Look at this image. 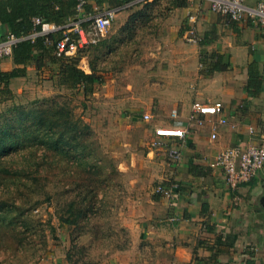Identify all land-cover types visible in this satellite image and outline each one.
Instances as JSON below:
<instances>
[{
  "label": "rangeland",
  "instance_id": "obj_1",
  "mask_svg": "<svg viewBox=\"0 0 264 264\" xmlns=\"http://www.w3.org/2000/svg\"><path fill=\"white\" fill-rule=\"evenodd\" d=\"M127 29L107 44L108 29L77 55L103 80L87 92L51 82L42 94L0 89V264L110 263L135 245L129 223L169 162L153 127L176 121V102L197 92L207 67L196 62L193 86L181 84L185 69L169 56L186 48L166 47L155 62V47Z\"/></svg>",
  "mask_w": 264,
  "mask_h": 264
},
{
  "label": "crops",
  "instance_id": "obj_2",
  "mask_svg": "<svg viewBox=\"0 0 264 264\" xmlns=\"http://www.w3.org/2000/svg\"><path fill=\"white\" fill-rule=\"evenodd\" d=\"M258 1L262 0H244L249 6ZM87 3L92 12L82 10L76 15L84 23L94 14L112 9L95 0ZM113 8L117 10L104 38L107 44L118 37V31L136 26L139 38L147 42L143 46L155 47V62H163L166 47L186 48L188 55H168L170 61L181 63L185 69L176 74L181 84L193 86L190 81L195 79L196 62L207 67L197 76L196 93L190 96L174 92L183 95L175 105L176 121L157 126L186 125L193 101H220L228 122L216 126L215 139L210 137L217 120L213 115L205 116L203 125L190 126L183 139H167L169 147L181 152V159L175 163L168 159L163 183L151 198L136 206L137 214L129 223L135 245L122 253L121 260L99 264H264V165L236 189L225 183L219 169L209 165L225 148L256 143L264 128V26L230 20L211 11L206 0H128ZM65 22L71 25L73 20ZM190 30L196 42L186 41ZM8 31L0 23V40ZM208 64L219 69L208 71ZM251 64L256 65L263 80V88L256 95L247 89ZM16 66L24 65L14 64L12 54L0 58V71H11ZM57 66L50 63L38 69L34 61L27 63L24 75L8 80L9 92L42 94L51 88L50 82L63 89L66 85L60 84ZM78 66L86 73L90 70L84 58ZM250 127L254 128L253 134ZM163 152L166 154L165 149ZM158 187L169 189L171 198L164 197ZM54 261L48 264H68L60 258Z\"/></svg>",
  "mask_w": 264,
  "mask_h": 264
},
{
  "label": "built area",
  "instance_id": "obj_3",
  "mask_svg": "<svg viewBox=\"0 0 264 264\" xmlns=\"http://www.w3.org/2000/svg\"><path fill=\"white\" fill-rule=\"evenodd\" d=\"M209 4V9L218 14L227 16L230 20L234 21H250L255 25L264 26V0L258 1L255 5H246L244 0H206ZM85 0H79L76 6L77 14L82 12ZM117 8L107 9L102 12L94 14L91 24L88 28L79 25V19L72 22L71 29L63 32L62 36L55 42L54 51L57 56H73L78 50L86 48L89 44L97 43L102 39L112 20L115 17ZM34 24H40V30H35L27 36L33 40L38 35H45V41H49L47 36L50 33L60 30L61 26L47 23L41 20L40 17H34ZM74 31L77 33V38H72L68 32ZM24 37L16 36L12 33H7L0 40V58L8 56L12 53L13 46L23 39ZM186 39L190 42H196V37L190 30L186 35ZM223 104L220 101L215 102H200L194 101L191 104L190 113L185 122L186 125L181 126H157L154 128V136L156 137L153 142L156 146L163 145L168 159L171 162H178L181 159V152L173 147L168 146V138L183 139L192 125H203L205 116H217L215 125L212 126L213 132L210 134L212 139L216 138L215 128L217 125H224L228 119L223 115ZM152 115L150 113H142L141 118L144 121L150 120ZM171 117L175 119L176 113L173 112ZM249 132L254 133V128L250 127ZM209 165L217 168L223 174L225 183L231 188L236 189L241 184L249 182L264 165V128L259 132L257 142L246 147L239 145L231 146L223 149L210 161ZM164 197L171 198L172 193L169 189L157 188Z\"/></svg>",
  "mask_w": 264,
  "mask_h": 264
},
{
  "label": "trees",
  "instance_id": "obj_4",
  "mask_svg": "<svg viewBox=\"0 0 264 264\" xmlns=\"http://www.w3.org/2000/svg\"><path fill=\"white\" fill-rule=\"evenodd\" d=\"M79 0H0V23L8 28V33L16 36L24 37L18 41L12 48V58L16 65L24 66L34 61L38 69L48 67L50 63L58 64V74L60 84H65L68 89H75L77 86L82 87V92L93 89L95 84L101 83L102 77L95 73L90 65L91 71L84 72L78 66L79 59L77 57L81 52H85L91 46H100L101 39L94 44H89L86 48L80 49L73 56H57L54 51L55 42L60 38L67 29L73 25H66L65 19H71L73 22L78 18L76 6ZM128 0H95L96 4L101 5L107 3L110 8L120 7ZM83 10L92 12V7L87 0L83 4ZM40 17L42 21L61 26L60 30L48 34L49 41L46 42L45 35H38L33 40L27 38L29 34L35 30H40V24H34L33 18ZM92 18L86 23L79 21V25L88 28ZM68 34L72 38H77V33L69 31ZM100 44V45H99ZM14 67L11 71H0V82L3 84L5 92H9L8 80L12 77L24 75L25 67ZM50 68V67H49ZM47 68V69H49ZM219 69V66L211 68L208 64V71ZM263 88V80L257 71L256 65L251 64L248 68V92L256 95ZM1 92V91H0ZM157 197V196H155ZM61 226L64 224H72L73 221L60 219Z\"/></svg>",
  "mask_w": 264,
  "mask_h": 264
}]
</instances>
